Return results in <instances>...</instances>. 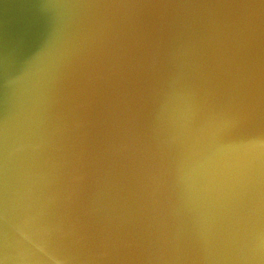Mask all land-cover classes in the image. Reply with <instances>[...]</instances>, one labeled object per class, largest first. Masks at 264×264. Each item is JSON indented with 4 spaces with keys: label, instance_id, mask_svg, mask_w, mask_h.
<instances>
[{
    "label": "water",
    "instance_id": "water-1",
    "mask_svg": "<svg viewBox=\"0 0 264 264\" xmlns=\"http://www.w3.org/2000/svg\"><path fill=\"white\" fill-rule=\"evenodd\" d=\"M0 264H264V0H0Z\"/></svg>",
    "mask_w": 264,
    "mask_h": 264
}]
</instances>
